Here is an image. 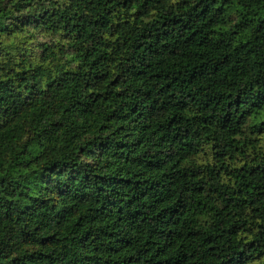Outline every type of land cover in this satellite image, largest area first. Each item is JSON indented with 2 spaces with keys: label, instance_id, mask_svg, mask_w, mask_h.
Wrapping results in <instances>:
<instances>
[{
  "label": "trees",
  "instance_id": "trees-1",
  "mask_svg": "<svg viewBox=\"0 0 264 264\" xmlns=\"http://www.w3.org/2000/svg\"><path fill=\"white\" fill-rule=\"evenodd\" d=\"M0 264H264V0H0Z\"/></svg>",
  "mask_w": 264,
  "mask_h": 264
}]
</instances>
